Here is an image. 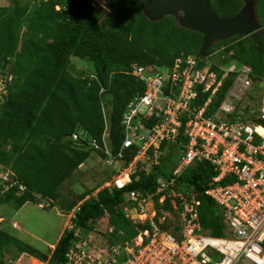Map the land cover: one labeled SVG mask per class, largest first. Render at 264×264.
I'll use <instances>...</instances> for the list:
<instances>
[{
  "label": "trees",
  "instance_id": "1",
  "mask_svg": "<svg viewBox=\"0 0 264 264\" xmlns=\"http://www.w3.org/2000/svg\"><path fill=\"white\" fill-rule=\"evenodd\" d=\"M146 2L104 0L105 15L101 21L102 10L94 8L91 0H81L77 18L73 17L69 0H38L33 6L13 0L10 6L0 5V165L12 174L8 183L18 182V186L7 190V182L0 185V205L19 210L26 202L36 203L43 198L54 202L50 208L57 206L67 212L77 201L90 195L74 220L75 228L93 231L106 218L103 233L109 244L131 241L138 229L146 226L125 216L126 195L137 192L156 201L157 179L170 174L165 172V164L171 160L169 152L173 148L181 151L178 145L163 144L164 155L157 166L145 170L137 164L131 183L121 191L103 188L96 196H91L92 192L84 193L66 204L60 203L62 195L58 192L92 154L105 167L112 168L105 178L108 180L132 162L134 147L108 166L106 154L90 146L94 141L111 156L117 155L123 142L122 114L127 104L144 90L142 84L127 74L131 66L168 68L176 58L190 55L205 61L224 48L216 56L218 64L211 65L217 78L222 76V70L235 63L238 68L251 69L255 90L262 84L264 36H235L216 42L201 56V34L179 27L169 16L149 21L142 12ZM243 5L241 0H211L210 10L219 18H229ZM255 14L264 29V0H255ZM71 59L87 63L91 70L76 71ZM91 75L96 76L95 80ZM234 78V74H228L223 80L210 104L212 111L225 99ZM208 95L203 94L200 101ZM148 123L152 120L143 121ZM80 130L78 143H74L71 136ZM180 139L185 141L182 135ZM214 176L212 166L202 162L185 170L178 183L183 190L194 189L199 193L201 225L219 237L224 235L220 210L202 195L211 187ZM19 185L25 188L23 192ZM166 226L163 224L161 228ZM74 241H79L75 229L65 230L48 257L1 232L0 252L4 245L13 246L19 254H27L41 263L65 264Z\"/></svg>",
  "mask_w": 264,
  "mask_h": 264
},
{
  "label": "built area",
  "instance_id": "2",
  "mask_svg": "<svg viewBox=\"0 0 264 264\" xmlns=\"http://www.w3.org/2000/svg\"><path fill=\"white\" fill-rule=\"evenodd\" d=\"M229 73L235 75L233 85L212 111V99ZM131 75L145 90L122 116L124 140L117 155L111 156L94 141L90 145L106 154L108 166L125 150L137 148L132 162L104 188L123 190L131 183L137 161L148 159L149 152L154 162L158 160L163 142L180 144L181 160L171 174L157 180L156 201L150 195L128 193L126 217L146 226L138 229L135 238L103 247L76 241L65 264H264V93L254 94L251 69L232 66L218 80L209 62L190 55L176 58L169 72L151 73L135 65ZM245 97L252 99L239 106ZM147 120L152 123L143 124ZM180 135L184 143H179ZM200 162L208 163L215 173L204 194L220 210L223 236L203 229L198 192L183 190L178 183L185 169ZM227 180L232 183L225 184ZM80 210L81 203L67 212L70 230L75 229Z\"/></svg>",
  "mask_w": 264,
  "mask_h": 264
},
{
  "label": "rangeland",
  "instance_id": "3",
  "mask_svg": "<svg viewBox=\"0 0 264 264\" xmlns=\"http://www.w3.org/2000/svg\"><path fill=\"white\" fill-rule=\"evenodd\" d=\"M21 1L23 3L28 2L30 6L36 4V1L38 2V0ZM91 1L94 8L102 10V14L100 17L101 21L105 15V12L103 11L104 8H102L104 2L103 0ZM12 2L13 0H4L0 3L6 6H10L13 4ZM252 10L254 9L252 8ZM180 15L181 14L179 13L178 16ZM256 22H258L257 19ZM258 24L260 25L259 22ZM260 27L262 26L260 25ZM221 50H224V48H220L211 57H209L212 63L218 64L219 58L216 56L221 52ZM71 63L76 71L91 70V67L87 63L84 64L85 62H81L77 59H71ZM228 70L229 66L225 68L226 72ZM148 72H155V69H149ZM253 92L255 95L258 94V96L261 93H264V83L259 86L258 90H253ZM249 99H252V97H245L239 106L245 105L249 101ZM143 111H145L144 108ZM77 133H80V131H77ZM71 140L74 143H78L79 137L77 136L76 139L71 137ZM170 154L172 156L171 160L165 164L164 168L166 173H170L172 168L177 166L181 159V152L177 148H173L171 153L169 152V155ZM81 168V170L73 173L59 188L58 192H60L62 195L60 198L61 204H66L68 201L75 200L77 199V197L88 192H92L91 196H94L98 192V190H100V188L102 189V187H104L105 181L108 180L105 178L109 177V173L112 171V168L105 167V165L101 164V162L99 161L98 156H95L93 154ZM3 177H6V175H4ZM12 209L11 207L6 205H0V233L3 232L20 242L28 244L29 246L40 252V254H44V252H46L47 256L49 257L51 254V249H48L47 251L48 244L53 245L59 241V239L57 241L58 234L63 228L65 222H67V218L64 215L61 216L58 213L59 210L58 212H56V209L44 211L41 209H37V207L31 203L29 205H26L22 212L21 222H24L25 228H22V231L16 233V231L21 228V224H19L17 220H13V216H11ZM57 214L61 217H59ZM61 214L63 213L61 212ZM65 227L63 229V232L65 231ZM105 227H107L106 218L100 220L96 225V228L85 238V241L89 246L95 245L96 247H103L105 246V244H107L106 237L103 233L105 231ZM21 258L22 261L20 262ZM28 259L30 261L32 260L33 264H36L34 259H30L28 255L22 256V254H19L13 246L4 245L3 251L0 252V263L2 262L1 264H18L19 262V264H30L28 262ZM213 261H216V257H214ZM42 264H47V262L45 261Z\"/></svg>",
  "mask_w": 264,
  "mask_h": 264
},
{
  "label": "water",
  "instance_id": "4",
  "mask_svg": "<svg viewBox=\"0 0 264 264\" xmlns=\"http://www.w3.org/2000/svg\"><path fill=\"white\" fill-rule=\"evenodd\" d=\"M73 6V17L77 18L81 9V0H69ZM211 0H147L143 15L151 22L165 17H173L179 27L202 35L199 54L204 56L209 47L235 36L255 38L264 36L256 22L255 0H241L242 9L229 18H219L210 10ZM252 8L254 10H252ZM181 14L178 16V14ZM5 70V65L2 66ZM82 235L87 230H82Z\"/></svg>",
  "mask_w": 264,
  "mask_h": 264
},
{
  "label": "clouds",
  "instance_id": "5",
  "mask_svg": "<svg viewBox=\"0 0 264 264\" xmlns=\"http://www.w3.org/2000/svg\"><path fill=\"white\" fill-rule=\"evenodd\" d=\"M92 2V1H91ZM103 2H104V0H103ZM71 3V2H70ZM0 5H2V6H5V5H3L2 3H0ZM94 7V6H93ZM102 8H104V10H105V7H104V5L102 6ZM55 9L56 10H60V6H56L55 7ZM81 10V9H80ZM107 10V9H106ZM79 16V15H78ZM75 18V17H74ZM261 29H262V27H261ZM192 56V55H191ZM179 58V57H178ZM175 61V60H174ZM204 63L205 62H209V64H210V71L212 72V73H214L215 75H216V77H217V74L214 72V71H212L211 70V65L213 64L211 61H210V59L208 58V59H206L205 61H203ZM174 63V62H173ZM136 64H133L132 66H135ZM132 66H131V70L129 71V72H127V74H129L130 76H132L131 75V71H132ZM136 66H138V65H136ZM173 65H171L170 67H168V68H161V67H158V66H155V65H152V66H140V67H143V68H145L146 69V71L148 72V70L149 69H155V72H169L170 71V69H171V67H172ZM232 66H235V63H232V64H230L229 65V69L232 67ZM249 68V67H248ZM222 72H223V74H222V76L225 74V69L224 70H222ZM152 73V72H151ZM229 74H231V73H229ZM222 76L220 77V78H217L218 80H221L222 79ZM92 79H94L95 80V75H91L90 76ZM133 78H134V80L136 81V82H138V83H140V84H142L136 77H134V76H132ZM226 78V77H225ZM224 78V79H225ZM223 79V80H224ZM223 82V81H222ZM143 85V88H144V90H145V86H144V84H142ZM143 90V91H144ZM258 90V89H257ZM142 95V94H141ZM137 96H140V95H136L128 104H127V106H126V108H125V111H124V113L126 112V110H127V107H128V105L137 97ZM123 113V114H124ZM123 114H122V116H123ZM121 121H122V117H121ZM121 127H122V133H123V126H122V124H121ZM108 131V130H107ZM81 133H82V131L80 130V133H73V134H77L78 135V137L80 138V136H81ZM72 134V135H73ZM72 137V136H71ZM122 140H124V133H123V139ZM179 143L181 142V143H184L185 141H182L181 139H180V137H179ZM165 143H170V142H163L162 143V145L163 144H165ZM172 145H174V144H176V145H178L180 148H182L181 147V145L180 144H178V143H171ZM162 145L160 146V152H161V156L159 157V159L158 160H155V162H157L158 164H155V162H154V158L152 157L153 156V154L151 153V152H149V155H148V159H146L145 158V160L144 159H140V160H138L137 161V163H136V165L137 164H139V165H141V167L142 168H144L145 170H148L152 165H154V166H157V165H159L160 164V160H161V157L164 155V151H165V149H164V151L162 150ZM135 149H136V151H137V148L136 147H134ZM182 150H183V148L181 149V157H182ZM135 154H136V152H135ZM134 157H135V155H134ZM133 157V158H134ZM181 160V159H180ZM150 161H152V162H150ZM180 162V161H179ZM200 163H202V162H200ZM204 163V162H203ZM179 164V163H178ZM178 164H177V166H178ZM197 164V163H196ZM136 165H135V170H136ZM83 165H81L79 168H78V171L79 170H81ZM146 166V167H145ZM176 166V167H177ZM176 167L171 171V172H173L175 169H176ZM192 167V166H191ZM190 167V168H191ZM127 168V167H126ZM187 169H189V168H187ZM187 169H185V170H187ZM184 170V171H185ZM5 172V173H4ZM171 172H170V174H171ZM4 173V174H3ZM4 175H6V177H3ZM10 175H12L11 174V172L9 171V170H6V169H4L1 165H0V184H2V185H4V182H7L8 181V179H9V176ZM113 177V176H112ZM160 178V177H159ZM158 178V179H159ZM1 179H4V180H1ZM130 179H131V176H130ZM157 179V180H158ZM109 180H111V178L109 179ZM108 180V181H109ZM67 181V180H66ZM107 181H105V183H106ZM130 184V183H129ZM12 186H18V182L15 180V181H11L10 183H8L7 182V184L5 185V190H7V189H9V188H11ZM157 187V186H156ZM104 187H102V189H103ZM107 189V188H106ZM208 189V188H207ZM206 189V190H207ZM19 190L21 191V192H23L24 190H25V188L24 187H22V186H20L19 185ZM100 190H101V188H100ZM100 190H98V191H100ZM109 190V189H108ZM156 190V189H155ZM109 191H112V190H109ZM116 191H121V190H116ZM205 191V190H204ZM204 191H203V193H202V195H205L204 194ZM155 193V192H154ZM97 194V193H96ZM96 194L94 195V196H96ZM199 194V193H198ZM127 196H128V194L126 195V200H127ZM206 196V195H205ZM40 197V196H39ZM38 197V198H39ZM90 196H86L82 201H77V204L76 205H78L79 203H81V205H82V203H83V201H85V200H87L88 198H89ZM145 197V196H144ZM147 197V196H146ZM208 197V196H207ZM78 198V197H77ZM209 198V197H208ZM210 199V198H209ZM75 200H78V199H75ZM211 200V199H210ZM212 201V200H211ZM26 203H32V204H34V205H36L39 209H41V210H44V211H46V210H51V209H56V212H58V210H59V214L62 216V215H64L66 218H67V216H66V214H67V212H69V211H67V212H65V211H62L61 209H59V207H57V206H54L53 208H50V204L52 203H54L52 200H46V199H40L39 198V200H37L36 201V203H33V202H26ZM25 203V204H26ZM75 205V206H76ZM126 205H127V203H126ZM125 205V206H126ZM24 206V205H23ZM74 206V207H75ZM74 207H72V209L74 208ZM71 209V210H72ZM61 212L63 213V214H61ZM123 212H124V208H123ZM132 213V216L134 217L135 215H134V211H131ZM124 214H125V212H124ZM126 216V215H125ZM128 218V217H127ZM129 219V218H128ZM68 218H67V224H66V227H65V230H70L69 228H68V226H69V223H68ZM132 221V220H131ZM140 225V224H139ZM73 230V229H72ZM77 230H79V240H84L85 241V238L92 232V231H89V230H87V229H76L75 228V233H76V231ZM82 230H87V234L84 236V235H82ZM76 241H74V243H75ZM106 243L107 244H105V246L106 245H108L109 243H108V240H106ZM73 245V244H72ZM92 247H96L95 245H93ZM24 255H27V254H24ZM37 260V259H36ZM40 262V261H39Z\"/></svg>",
  "mask_w": 264,
  "mask_h": 264
},
{
  "label": "crops",
  "instance_id": "6",
  "mask_svg": "<svg viewBox=\"0 0 264 264\" xmlns=\"http://www.w3.org/2000/svg\"><path fill=\"white\" fill-rule=\"evenodd\" d=\"M29 204H31V203H26L24 206H22L19 210H14V209H12V214H11V216H13L12 218H13V220L15 221V220H17V222L19 223V224H21V228L18 230V231H16V233H18L19 231H22L23 229L22 228H25V225H24V222H21V217H22V212H23V209L26 207V205H29ZM36 206V205H35ZM1 207H3V206H1ZM37 207V206H36ZM37 209H39L38 207H37ZM58 215V214H57ZM59 216V215H58ZM59 217H61V216H59ZM67 224V222H65V224H64V226H63V228L61 229V231H60V233L58 234V237H57V241H58V239H60V237H61V235L63 234L62 232H63V229H64V227H65V225ZM25 230V229H24ZM26 231V230H25ZM55 244H57V243H55ZM55 244H53V245H51V244H48V247H47V251H48V249H51V251H53V249H54V247H55ZM44 253H46V252H44ZM24 254H22V256H23ZM28 257L30 258V259H34V260H36L35 258H33V257H31V256H29L28 255ZM29 260V259H28ZM22 261V258H21V260H20V262ZM37 262H38V264H42L41 262H39L38 260H36ZM35 261V262H36ZM19 262V263H20ZM30 264H33L32 263V260L30 261H28ZM18 263V264H19ZM37 264V263H36Z\"/></svg>",
  "mask_w": 264,
  "mask_h": 264
}]
</instances>
